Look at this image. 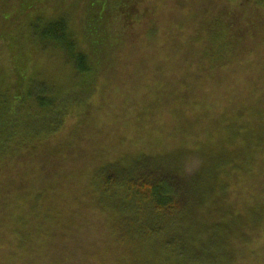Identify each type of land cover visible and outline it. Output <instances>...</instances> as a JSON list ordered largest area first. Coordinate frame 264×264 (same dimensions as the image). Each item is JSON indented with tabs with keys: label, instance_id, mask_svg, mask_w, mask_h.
<instances>
[{
	"label": "trees",
	"instance_id": "16d2710c",
	"mask_svg": "<svg viewBox=\"0 0 264 264\" xmlns=\"http://www.w3.org/2000/svg\"><path fill=\"white\" fill-rule=\"evenodd\" d=\"M7 38L0 264H264V0H0Z\"/></svg>",
	"mask_w": 264,
	"mask_h": 264
},
{
	"label": "rangeland",
	"instance_id": "374dc122",
	"mask_svg": "<svg viewBox=\"0 0 264 264\" xmlns=\"http://www.w3.org/2000/svg\"><path fill=\"white\" fill-rule=\"evenodd\" d=\"M26 40L21 42V46L25 47L28 55L29 66L26 77H34V80L43 82L54 91H67L75 82V74L71 66H67L62 62L60 56L54 51L41 52L36 46L26 47ZM29 44V43H28ZM12 38H7L0 46V85L1 81L8 84L11 79V72L8 54L11 53ZM28 49V50H27ZM29 75V76H28Z\"/></svg>",
	"mask_w": 264,
	"mask_h": 264
}]
</instances>
